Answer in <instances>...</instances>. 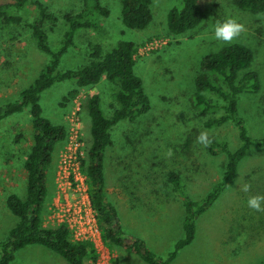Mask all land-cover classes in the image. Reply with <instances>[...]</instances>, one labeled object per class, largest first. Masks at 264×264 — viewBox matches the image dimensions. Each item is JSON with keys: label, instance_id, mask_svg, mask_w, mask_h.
I'll return each mask as SVG.
<instances>
[{"label": "rangeland", "instance_id": "obj_1", "mask_svg": "<svg viewBox=\"0 0 264 264\" xmlns=\"http://www.w3.org/2000/svg\"><path fill=\"white\" fill-rule=\"evenodd\" d=\"M68 2L54 1L50 6L63 13ZM102 2L110 9V16L102 22L99 33L85 34L80 46L86 45L84 39L87 37L103 45L106 51L119 40L139 45L136 73L143 79L151 104V109L134 123L141 125L139 136H127L128 141H124L128 132L122 129L128 124L126 122L113 131L115 146L107 153L105 162L108 199L117 206L125 230L144 239L149 249L166 258L184 236L182 200L172 193L167 180L169 172L178 173L192 198L201 201L213 185L221 181L225 168V157L212 155L210 144L205 147L197 139L205 132L204 120L197 119L190 98L201 62L209 54L241 43L254 50L256 60L252 69L261 73L264 80V13L242 11L235 0H199L204 11L203 21L197 28L175 36L168 28V14L179 5V0H153V21L143 32L123 25L120 0ZM2 3L6 2L0 0ZM22 15H26V25L34 17L27 12ZM226 18H233L243 26L240 36L230 44L214 38V25ZM61 31L59 28L49 35L54 48ZM31 35L26 26L0 27V104L16 99L34 82L48 61V56L37 49ZM87 59L83 50L71 49L63 57L60 70L76 69L88 64ZM74 89L75 84L68 81L56 84L42 95L45 116L53 123L65 125L71 133L54 152L43 215L46 227L62 224L63 214L59 207L69 194V186L61 180L60 170L71 146L70 140L84 146L81 149L85 154L84 161L88 160L92 136L91 123L83 117L87 100L91 95L99 94L106 116L114 114L115 86L104 81L96 88L81 89L79 94L65 101ZM248 97L250 102H244L245 108L252 109L253 113L264 108V90ZM29 112L26 109L23 114L0 123V241L7 238L17 223V218L6 206L8 195L15 193L23 199L27 195L24 162L33 143ZM248 126L252 137L261 138L264 135L263 114L257 113L255 122ZM225 131L220 133L221 138L226 133L230 138L236 135L232 128ZM21 132L24 140L15 143ZM213 137V134L209 136L210 140ZM82 166L85 172L84 164ZM244 185H250L248 192L243 191ZM256 195H264V150L252 149L233 183L200 217L195 241L182 250L172 264H264V212L247 206L248 199ZM99 249L103 252L99 255L95 249L97 259L103 254L109 264L115 261L118 264H145L123 248L110 249L101 244ZM96 261L88 260L86 264H96ZM12 264L68 263L47 248L35 245L18 252Z\"/></svg>", "mask_w": 264, "mask_h": 264}, {"label": "trees", "instance_id": "obj_2", "mask_svg": "<svg viewBox=\"0 0 264 264\" xmlns=\"http://www.w3.org/2000/svg\"><path fill=\"white\" fill-rule=\"evenodd\" d=\"M2 1L6 3L0 4V27H28L37 49L48 56V61L34 82L24 88L16 99L0 104V123L29 109L33 128V143L24 162L27 195L23 199L11 193L6 199V206L17 218V223L7 238L0 241V264H12L18 252L35 245L47 248L68 264H86L88 260H97L93 244L74 240L68 225L46 227L43 220L54 152L59 143L67 140L69 133L65 125L53 123L45 116L41 100L46 91L68 81L73 82L76 89L70 91L65 101L75 97L81 89L96 88L104 81L117 88L111 117L104 113L99 94L89 97L87 111L82 114L91 123L92 136L88 160L83 164L90 185V200L99 215L104 243L110 249L119 247L137 255L145 264H172L179 253L195 241L197 222L236 179L249 151L264 150V135L261 138L252 137L248 126L255 122L257 113L264 117V108L253 113L252 109L243 106L245 101L250 102L249 95L264 90L261 73L252 69L256 60L254 50L236 43L207 55L201 62L190 103L197 119L204 120V131L209 136H215L209 150L214 156L225 157V168L221 181L214 184L201 201L192 198L178 173L169 172L167 180L172 193L182 200L184 236L163 258L149 249L144 239L125 230L119 210L109 201L106 188L105 162L107 153L115 146L113 131L126 122L128 124L122 129L128 132L124 141H128L127 136H139L141 125L134 123L151 109L143 79L136 73L139 45L119 40L106 51L103 45L87 37L84 39L86 45L80 46L85 34L99 33L102 22L110 16V9L102 0H68L70 4L68 2L63 13L50 6V2L59 0ZM179 2L168 14V28L175 36L197 28L204 19L199 0ZM235 3L242 11L264 13V0H235ZM152 4L153 0H120L123 25L130 30L145 31L153 21ZM24 12L34 16L27 25L26 15H22ZM59 28H62L61 36L54 48L49 35ZM71 49L83 50L89 63L61 71L62 59ZM231 128L236 133L232 138L226 133ZM224 130L226 134L221 138L220 133ZM23 140L24 133L21 132L16 136L15 143Z\"/></svg>", "mask_w": 264, "mask_h": 264}, {"label": "built area", "instance_id": "obj_3", "mask_svg": "<svg viewBox=\"0 0 264 264\" xmlns=\"http://www.w3.org/2000/svg\"><path fill=\"white\" fill-rule=\"evenodd\" d=\"M68 133L71 134L69 130ZM69 146L60 170L61 180L69 186V194L65 195V202L59 207L63 214L62 224L69 226L74 240L92 243L100 255L103 251L99 249V246L105 243L98 212L92 207L90 200L88 176L82 171L85 154L81 149L84 146H81V143L74 144L71 140ZM71 147L75 150L74 152ZM95 263L109 264V261L102 254Z\"/></svg>", "mask_w": 264, "mask_h": 264}, {"label": "clouds", "instance_id": "obj_4", "mask_svg": "<svg viewBox=\"0 0 264 264\" xmlns=\"http://www.w3.org/2000/svg\"><path fill=\"white\" fill-rule=\"evenodd\" d=\"M243 31V26L239 24L233 18H226L223 21H218L214 25V38L217 41L222 43H232L235 39H237L241 32ZM198 142L205 147H207L211 140L207 132H202L198 136ZM250 189V185H244L243 191L248 192ZM247 206L257 212H264V195H256L252 196L247 201Z\"/></svg>", "mask_w": 264, "mask_h": 264}]
</instances>
